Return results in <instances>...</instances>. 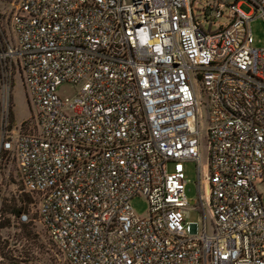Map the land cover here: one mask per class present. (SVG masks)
<instances>
[{"label":"built area","instance_id":"2783aa9c","mask_svg":"<svg viewBox=\"0 0 264 264\" xmlns=\"http://www.w3.org/2000/svg\"><path fill=\"white\" fill-rule=\"evenodd\" d=\"M254 20L264 0H18L12 38L0 30V165L14 160L31 210L11 228L36 221L68 264H264ZM17 83L32 131L10 125ZM185 162L197 164L192 207Z\"/></svg>","mask_w":264,"mask_h":264},{"label":"rangeland","instance_id":"374dc122","mask_svg":"<svg viewBox=\"0 0 264 264\" xmlns=\"http://www.w3.org/2000/svg\"><path fill=\"white\" fill-rule=\"evenodd\" d=\"M18 0H0V30L7 38H12L10 21ZM245 13L250 12L246 5L241 6ZM253 37V48H264V22L254 20L249 24ZM59 97H72L75 89L71 86H63L58 89ZM12 103L9 108L10 125L13 123H22L23 131H32L34 122L30 120L32 111L28 107L27 99L20 83H17L11 90ZM203 131H206V114L202 113ZM185 187L184 197L189 206H195L198 200V180L197 164L195 162L183 163ZM172 169L169 164L168 170ZM201 194L204 199L207 198L208 189L205 184L207 176V147L203 140L201 150ZM21 187L16 174L14 160L10 157L6 162L0 165V264H68L65 258L58 252L40 224L36 221L28 224H22L18 228L12 229L10 226V217L15 214L14 211L21 209L25 212L31 210L30 201L26 196L19 194ZM262 205L264 208V188L260 187ZM131 207L134 213L141 218L147 214V204L143 198H135L131 201ZM31 219L36 220L37 216L30 215ZM196 221L197 217L193 216Z\"/></svg>","mask_w":264,"mask_h":264},{"label":"trees","instance_id":"16d2710c","mask_svg":"<svg viewBox=\"0 0 264 264\" xmlns=\"http://www.w3.org/2000/svg\"><path fill=\"white\" fill-rule=\"evenodd\" d=\"M20 210H21V209H18V210H16V211H14L15 214H19V213H20Z\"/></svg>","mask_w":264,"mask_h":264}]
</instances>
